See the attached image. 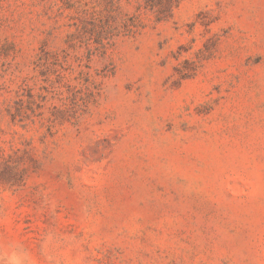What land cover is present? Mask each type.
Listing matches in <instances>:
<instances>
[{"label": "rangeland", "instance_id": "obj_1", "mask_svg": "<svg viewBox=\"0 0 264 264\" xmlns=\"http://www.w3.org/2000/svg\"><path fill=\"white\" fill-rule=\"evenodd\" d=\"M0 264H264V0H0Z\"/></svg>", "mask_w": 264, "mask_h": 264}]
</instances>
